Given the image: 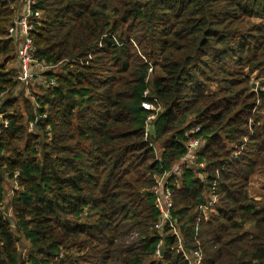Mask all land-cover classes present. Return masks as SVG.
Listing matches in <instances>:
<instances>
[{
  "label": "trees",
  "instance_id": "16d2710c",
  "mask_svg": "<svg viewBox=\"0 0 264 264\" xmlns=\"http://www.w3.org/2000/svg\"><path fill=\"white\" fill-rule=\"evenodd\" d=\"M22 5L0 0V264H187L176 236L155 230L154 179H141L172 170L197 126L207 177L186 168L173 188L178 228L191 247L216 182L217 215L200 224L205 264H264V201L248 193L264 170V82L252 78L264 79V0H36V55L66 61L50 73L57 85L35 93L38 112L14 94L9 66ZM146 91L163 107L153 122L161 161L145 140ZM124 226L137 227L134 242Z\"/></svg>",
  "mask_w": 264,
  "mask_h": 264
},
{
  "label": "built area",
  "instance_id": "2783aa9c",
  "mask_svg": "<svg viewBox=\"0 0 264 264\" xmlns=\"http://www.w3.org/2000/svg\"><path fill=\"white\" fill-rule=\"evenodd\" d=\"M35 4L36 0H23L19 15L16 16L12 25L8 28V36L19 43L17 50L19 69L16 79L19 85L21 84L24 93H27L26 97H31L35 111L38 112L41 103L36 99L33 87L38 85V88L44 91L53 89L57 85V81L51 74L57 73L56 69L63 66L66 61L53 65L37 57L33 35L36 31V26L43 23L45 16L41 10L34 8ZM80 61L82 62V60ZM145 97H149V91L145 92ZM1 104L2 96H0V107ZM142 106L151 112L145 122V140L156 153L157 159L161 161L160 154L163 148L153 138V122L157 119L158 113L163 110V107L155 97H150L143 101ZM47 115L46 111L43 115L36 114L35 119L28 120V131L33 132L37 121L40 118H47ZM8 126L9 119L6 118L4 113L0 112V130L2 127ZM199 130L200 127L197 126L185 132L186 153L172 170L162 173H150V178L154 179V184L150 191L159 214L154 228L162 237L168 233L176 236L178 244L175 249L185 259L187 264H205L206 258L199 237L200 224L202 220H210L217 215V204L219 201L215 182L211 187L208 198L199 204V217L191 241L192 246L189 247L190 242L185 239L184 234L178 228V220L172 213L175 207L173 188L181 186V175L186 168L193 169L202 181L206 180L207 173L204 171L206 164L198 161V153L205 147L206 139L197 135ZM237 155L234 153L233 158L237 157ZM165 250L166 245L161 239L154 257L156 259L161 258Z\"/></svg>",
  "mask_w": 264,
  "mask_h": 264
},
{
  "label": "rangeland",
  "instance_id": "374dc122",
  "mask_svg": "<svg viewBox=\"0 0 264 264\" xmlns=\"http://www.w3.org/2000/svg\"><path fill=\"white\" fill-rule=\"evenodd\" d=\"M19 13H20V10L17 12L16 16H18ZM257 21H260V20L257 19ZM14 44L16 46V55H17V50H18L19 43L18 42H14ZM9 66H11V67L13 66L14 68L19 69L18 58L16 57V60L15 59L12 60L10 62V64H9ZM62 70H63V68L61 66V67L56 69V72L59 73ZM156 71L158 72V68H156ZM252 78H253L254 82L257 85H260V82H262V81L264 82V79H262L261 81H258L259 79L257 80L258 76H257L256 73L252 74ZM218 86L219 85L215 84V83H213L211 85L212 89H214L215 91H216V89H218ZM263 89H264V84H263ZM20 90H22L21 84L17 85V87L14 90V94H18L20 92ZM33 90H34V92H33L34 95H35V93H43L44 92L42 89L40 90L38 88V85L34 86ZM26 94H25V96H26ZM35 97H36V95H35ZM28 98L30 100H32L31 97H28ZM36 99H37V97H36ZM22 111H24V107H22ZM261 113H262L261 116L263 118L262 120L264 121V112H261ZM239 153H240V150L237 149L235 151V155H237ZM141 180H150V173H148L147 176L142 177ZM14 183H15L14 185H16V182H14ZM5 188H6V192H8L7 193L8 196L6 198V201L9 202V206H8L7 211L11 213V211H10L11 210V199H10V197L13 195L12 194V188H13L12 180L7 181V183L5 184ZM248 193H249V195L251 197H253V198H255V199L259 200V201H264V170L263 169H260V170L257 169V171L252 174V176L250 178V181H249V185H248ZM124 227H126V229H125L126 232L125 231L124 232L126 233L125 239L127 240V243L134 242L137 239L138 235H139L137 227H134V226L133 227L124 226ZM246 227L250 228L252 226H250V224H246Z\"/></svg>",
  "mask_w": 264,
  "mask_h": 264
}]
</instances>
